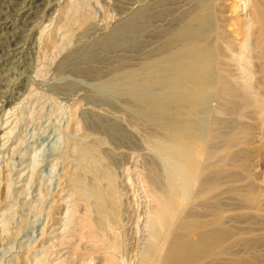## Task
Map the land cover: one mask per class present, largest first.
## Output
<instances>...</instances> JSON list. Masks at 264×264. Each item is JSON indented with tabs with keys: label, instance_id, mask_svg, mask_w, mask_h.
Segmentation results:
<instances>
[{
	"label": "rangeland",
	"instance_id": "rangeland-1",
	"mask_svg": "<svg viewBox=\"0 0 264 264\" xmlns=\"http://www.w3.org/2000/svg\"><path fill=\"white\" fill-rule=\"evenodd\" d=\"M0 2L4 4L0 13L12 22L4 27L1 25L4 19H0V37L6 34L3 38L9 41L11 36V44H17L13 46L6 41L0 44V264H97L98 260H104L102 257L109 251L107 247L115 244L120 249L116 248L112 252L117 260V263L114 260V264H139L140 251L145 245L142 246V242H146L148 234L144 223L146 218L143 217L144 213L147 216L148 205H151L148 192L152 189L156 191L160 186L162 188L158 192L166 190V175L172 166L157 152L159 144L150 143L152 134L156 136L153 140L161 135L156 133L159 132L158 128L133 113L129 107V96L114 95L111 89L102 84L114 72L140 69L147 60L156 56L163 49L166 36L183 26L186 15L200 4L209 8L213 17L212 22L201 27L205 32L200 29L202 33L198 39L202 40L200 43L203 46L209 43L208 50H211L207 51L210 53L206 52L209 58L215 52L212 55L215 72L209 75L211 86L214 83L215 87H211H214L211 91L213 93L209 89L201 100L190 126L202 141H209L205 144H212L214 151L228 150L233 157L232 162L235 161L234 173L220 176L221 193L214 200L223 204L220 207L224 213L223 221H226L224 226L232 228L236 234L235 245L231 247L234 262L235 259L239 261L240 258L242 261L255 254L259 259L250 264H264V23L252 25L249 31L251 36L247 34L249 37L246 41V54L252 59L250 84L256 93L259 92L262 115H254L251 107L247 109L237 105L239 111H234L237 107L233 110L227 108L230 102L238 101L237 98L241 96L233 95L235 97L226 99L216 90V74L220 71H225L232 78L236 76L237 81L240 77V80L245 78L240 74L237 76L239 69L235 66L239 62L242 48L239 26L251 14L250 19L259 15L264 20V5H261L264 3L257 0H44L43 5L33 9L37 10L36 14L25 25L22 21L27 18L18 16L19 3L13 4L11 0ZM8 2H12L10 6ZM7 6L17 10L9 14L11 10ZM258 6H261L259 10ZM130 7L134 14L142 7L145 10L149 8L152 15L148 21L136 25V31L134 28L132 32H118L125 19L133 15ZM3 8L8 12L2 11ZM29 12L25 10V13ZM114 29L117 30L114 32ZM111 34L113 37H110ZM97 40L105 42L106 46L103 49L97 47L100 44ZM17 46L18 51H13ZM87 48L93 50L92 54L88 53L81 59L83 52L88 51ZM240 111L242 116L238 113ZM221 124H225V127ZM217 126L222 127L221 133L224 129L221 135L218 134L220 129L217 130ZM161 136L157 139H161ZM210 136L215 137L216 141L220 138L225 140H219L222 143L214 141L216 146L212 141L214 138ZM227 136H233L234 139L229 142ZM80 144L86 147L84 151ZM231 148L234 151L231 152ZM80 156L84 159L81 160ZM90 156L94 163L90 161ZM166 169L168 171L165 172ZM152 174H158V178ZM155 179L160 181L156 180L155 183ZM241 180L243 183L240 185ZM224 183L226 185L222 186ZM148 188L145 193L144 189ZM231 189L243 192L250 189L255 201L248 203L232 193ZM94 191L101 195L98 196ZM146 194L147 198L144 197ZM94 203L96 207L99 205V210L93 208ZM200 207L203 211L204 208ZM96 209L97 213L94 212ZM98 211L103 213L99 212L104 216L103 226ZM83 214L90 219L93 229L80 227L79 231L77 225L81 222H76L83 219ZM88 229L93 234L94 231L98 233V236H92ZM88 235L96 239L98 246L94 247L97 249L92 246L95 241ZM98 238L102 241H97ZM99 242L105 244L101 247ZM91 246L98 256L92 253ZM84 247L90 249L83 250ZM101 248L105 255L102 252L99 254ZM76 254L81 256L77 257Z\"/></svg>",
	"mask_w": 264,
	"mask_h": 264
},
{
	"label": "bare ground",
	"instance_id": "bare-ground-1",
	"mask_svg": "<svg viewBox=\"0 0 264 264\" xmlns=\"http://www.w3.org/2000/svg\"><path fill=\"white\" fill-rule=\"evenodd\" d=\"M11 1L13 2V4L19 3V7L16 6L18 8V10H17V8L16 9L12 8V10H11L10 9L11 7L9 8V6H10V3H12V2H8L9 6H7L6 8L7 9L9 8L8 10H11V12L9 14H11L13 10H17L18 16H21V18L24 17L22 19L27 18L26 20L22 21L26 25V23L29 21V19H32L31 17L35 13V11H37V10H33V9H36V8L40 7L41 5H43L44 0H11ZM257 1H261V3H264V0H257ZM3 3L7 4L6 1H4ZM3 3L0 2V4H2V5H0V8H2L1 6L4 5ZM198 3H199V1H198ZM201 3H203V2H201ZM253 3H255V2L253 1ZM258 3L261 4L260 2H258ZM255 4H257V3H255ZM261 5H264V4H261ZM11 6H12V4H11ZM235 7H236V5H235ZM206 8L207 7H203L202 4H200L197 9L190 11L188 13V15H186L187 19H185L186 21H185L184 25L183 26L181 25L180 28L178 27L179 29L176 30V32H174V33L171 32L170 35L167 34L168 36H166V38H165L163 49L161 51H159L156 56L147 60L142 65V67L140 69H121V70H118V71L114 72L113 74H111L109 76V78H107V80L104 81L102 84V85H105L107 87V89L108 88L111 89L110 91H112L114 93V95L116 94L119 96V95L125 94V95L129 96L128 97L129 102H130L129 107L133 111V113H135L138 117L144 119L146 122H148L151 125H154L158 128V131L160 133L159 132H156V133L158 135L159 134L163 135V136L159 135L162 137L161 138L162 140L157 139L159 136L153 140V137L155 138L156 136H155V134H152L153 136L151 137L150 143L154 144L157 142L159 144V146H157V148H158L157 152H159V154L162 155V158L163 157L166 158L168 163H170V165L172 166L169 171L167 170L168 168L165 170V172L168 171L167 172L168 174L167 175L165 174L167 176L166 177L167 183H166L165 179H163L167 185V186L165 185L167 188L166 187H163V188H166V190L162 191V192H158V190L161 187L160 186V187H158L159 189L156 187V189H158V190H156L157 192L154 191V189H152V191L150 189L151 192H148V194H149L148 196L150 198L151 205H148L149 202L146 200L148 202V203H146V205H148V207L149 206L150 207H149V211L147 210V216L146 217L144 216V215H146V213H144V215H143V217L146 218L145 219L146 222H144V223H146V225H147L146 226L147 228H145V227L144 228L148 229L147 230L148 234H146L147 235L146 242L145 241L142 242V246L144 245V243H145V245L143 246V248L141 246V248H142L141 251L139 250L141 252L140 253L141 254L140 259H138V260H140L138 262L139 264H241L243 262L244 263L248 262V264H250V263H256L257 260L259 259L258 257H256L255 254H251V257L247 256V257H249L248 259H247V257L245 258L247 261H244L245 259L244 260L242 259V261H243L242 262V261H240V258H239V261L238 260L236 261V259H235V262H234V256L231 252V247L235 245L236 234L234 233L232 228H228V227L224 226V222H226V221H223L224 213L220 207V205H223V204L222 203L219 204L218 203L219 200L214 201L217 196H220L219 194L221 193L220 183H219L220 176L222 177V176L231 175L234 173V171L236 169V166H234L235 161L232 162L233 157L231 156V154L228 150L226 152L224 150H223L224 152H222V151L220 152L219 150H218L219 152L214 151L215 149L213 150L211 148L212 144L210 146L205 144V143L209 142L207 140L206 136L204 138H206V140L208 142H204L205 140L201 137L204 140V141H202L199 138V136H197L195 129L190 126V124L194 121V116L198 110V106H199L201 100L203 99V97L205 96L207 91L209 89H211L212 86H214V83L211 86V83H210L211 80H210L209 75H210V73L215 72L214 62H213L214 59L212 60V58L214 57L212 55H214L215 52H212L211 58H209L208 54H207V53H210L207 51L211 50V49L208 50L209 49V43L207 46H203L200 43L202 40L200 41L198 39V36L200 35V33H202V32H200V29H202V31L205 32V30H203L204 26H206L208 23L213 21V19H212L213 17L211 15L212 14L211 10H209V8H207V9ZM257 8H258L257 10H259V8H261V6L260 7L258 6ZM134 9H136V8H134ZM25 10H30V12L27 14V13H25ZM131 10H132V8H131ZM2 11H6V10H4V8H3ZM255 11H256V7H255ZM0 12H1V9H0ZM6 12H8V11H6ZM151 13L149 12V8L147 10H145V9H143V7L140 8V11L136 12V14H134V11H133L131 13L133 15L131 17L129 16L128 19H125L126 20L125 23L123 24V26H120V28H119V25H120L119 24L118 25L119 29L118 30L114 29V32H115V30H117L118 32H123V33L129 32V31L132 32V30H134L135 26L139 25L140 22L142 23V22L148 21V19H150V16L152 15ZM0 14L2 15V13H0ZM9 14H8V18L10 17ZM255 14H256V12H255ZM247 16H249L248 13H247ZM251 16H252V14H251ZM258 16L254 17V19L253 18L250 19V17H246L249 19L244 18V20L241 21L242 22L241 26H239L241 29L238 33H241V35H242V40H241L242 42L240 41L241 42L240 45L242 47L241 51H240L241 56L239 57V60L237 59L239 62H237V64L234 63V65L236 64L235 66H238V69H239V73L237 74V76L240 74V76H242V78H243V76H245V78L240 80V78H241L240 77V78H238L240 81L239 80L237 81L236 80L237 78L235 79L236 76L232 78V77H230V74L227 75V73H225V71H223V72L220 71V72H218L219 74L218 73L216 74V75H218V77L216 78L217 79V81H216L217 85H216V82H215V85L217 86L216 90L218 89V92H220V96L222 94L226 97V99L230 98V96H233V95L241 96L239 98L240 101L237 98V100L239 102L234 101L235 99L232 98L234 102H230L229 106H227V108L230 107L233 110V108H236L237 105L240 107H245V108L251 107L254 110V115L257 114L258 116H260V114L262 115V110H261V103L262 102L258 96L259 92L256 93L255 92L256 90H254V88H252V86L250 84V82H251L250 81V74H251L250 64L252 62L251 61L252 59H251L250 55L248 56L246 54L247 53L246 49H248V47H246L247 46L246 41L248 40L247 38L249 37L248 35L250 34L249 31H250L251 26L254 24L256 26V24L264 23V20L260 19V17H258ZM3 17L0 18L1 20L4 19L1 22V25L6 27L7 25L12 24V22H10V20L8 21L7 19H5L7 16L4 18ZM18 22H19V20H18ZM22 22H21V25H23ZM122 22H124V20ZM19 25L20 24H18V27H19ZM201 27H203V28H201ZM23 28H24V25H23ZM140 29H141V26H140ZM19 30H21V29H19ZM135 31H136V28H135ZM254 32L256 33V31H254ZM113 34H115V33H113ZM113 34H111L110 37H113ZM17 36L19 37L20 35H17ZM239 36H240V34H239ZM250 36H251V34H250ZM3 37H0V44L1 45H2V43H4V41H6L5 38H3ZM14 37H16V36H14ZM18 37H17V39H18ZM11 38L12 37L10 36V39ZM252 38H250V39H252ZM10 39H8L9 41H6V42L7 43L10 42ZM12 41L14 42V40H12ZM99 41L97 40L96 42H99ZM99 43H100L99 46L96 44L97 47H101L103 49L104 46H106L105 42H99ZM248 43H250V42H248ZM10 45L16 46L17 44L16 43L11 44V42H10ZM13 46H11V47H13ZM90 46H91V44H90ZM212 50H214V49L212 48ZM13 51H18V46L16 48H14ZM92 51L93 50L88 49V51H86L85 53L83 52V56H81V59H84V57L87 56L88 53H90L89 55H91ZM248 52H249V50H248ZM13 54H14V52L12 53V55ZM75 57H76V55H75ZM216 69H218V68H216ZM228 73H229V71H228ZM262 75H264V74H262ZM262 78H264V76H262ZM104 88H102V90ZM105 89H104V91H105ZM212 89L209 91L211 92ZM107 93H109V92L107 91ZM211 93H213V92H211ZM208 94H210V93H208ZM111 96H112V94H111ZM235 96H233V97H235ZM239 96H237V97H239ZM262 98H264V97H262ZM222 99H225V98L222 96ZM218 100H220V99H218ZM221 100H220V102H221ZM217 108H218V105H217ZM237 110L239 111L238 107L234 111H237ZM216 111H218V110H216ZM244 111L245 110H243V112ZM220 112L222 113V111H220ZM225 113H226V111H225ZM238 113L241 114L242 112L240 111ZM241 116H242V114H241ZM258 116H256L257 117L256 119H258ZM217 120L221 121L222 119L221 120L217 119ZM225 120H227V119H224V121ZM215 121H216V118H214V122ZM222 125L223 124H221V126ZM224 125H223V127H225ZM257 125H259V124H257ZM232 126H233V124H232ZM241 127H242V125H241ZM241 127H238V128L240 129ZM221 128L219 126L217 129V130L220 129V131H219L220 133H218L220 135L223 133V130H224L223 129L222 133H221ZM242 129L243 128H241V130ZM259 129H260V127H259ZM214 132H216V131H214ZM262 133H264V132H262ZM208 134H210V132H208ZM216 134H217V132L215 133V135ZM232 134H233V132H232ZM246 134L248 135L249 132H247ZM226 135H227V133H226ZM229 135H231V134H229ZM237 135H238V132H237ZM210 137H213V136H210ZM210 137L208 139H211ZM213 138H214V140H212V141L213 142L215 141L217 143L219 140L224 139V138H220V139H218V141H216L215 137H213ZM262 138H264V137H262ZM233 139H234L233 136L228 137L229 142H230V140H233ZM234 141H232V142H234ZM237 141H239V140H236V142ZM242 141H243V139H242ZM219 142H221V141H219ZM217 143H215V145ZM225 145H227V144H225ZM82 146L83 145H81V147ZM90 146H92V144ZM93 146H94V144H93ZM95 146H97V143H95ZM219 147L221 148V145ZM85 148L86 147H84L83 149L81 148L82 151H84ZM222 149H220V150H222ZM226 149H228V148H225V150ZM230 151L231 152L234 151V148L233 149L231 148ZM85 153H86V151H85ZM87 153H88V151H87ZM96 154L97 153L94 154V156H93L94 158H95ZM79 155H81V154H79ZM92 155H93V153H92ZM98 157H100V156H98ZM80 158H81V156H80ZM86 158H87V156H86ZM90 158H92V157L90 156ZM82 159H84V158H81V160ZM101 159H102V157H101ZM90 161H93V158ZM163 161H165V160H163ZM236 162H237V160H236ZM87 163H89V162H87ZM92 163H94V161ZM96 163H98V162H96ZM151 164L153 165L152 162H151ZM151 164L148 163V165L152 166ZM165 165H167V164H165ZM150 166H148V167H150ZM152 167H154V165ZM233 168H234V170H233ZM150 169H151V167H150ZM154 169H156V168H154ZM153 171L155 173V170H153ZM150 172L151 171H149V173ZM156 175L157 176L152 174L153 177L158 178V174H156ZM165 175L163 178H165ZM246 175H248V174H246ZM100 176L104 177L105 175L101 174ZM152 176H150V177H152ZM159 177H161V176H159ZM243 177L241 179H243ZM99 179H101V177ZM159 179H161V178H159ZM159 179H155L154 182L156 180L160 181ZM149 180L151 181V178ZM135 181H136V179H135ZM146 181H148V180H146ZM241 182H242V180L239 181V184ZM77 183L78 182H76V184ZM127 183H129V182H127ZM152 184H153V182H152ZM232 184L230 183V185H232ZM149 185H151V184H149ZM225 185L226 184L224 183V185H222V186H225ZM154 186H156V184ZM88 187H90V186L88 185ZM94 187H96V185ZM94 187H93V189H94ZM253 187H255V185ZM77 188H75V190ZM111 188H113V187H111ZM94 190H96V189H94ZM147 190H149V188L144 189L145 193L147 192ZM98 191H99V189H98ZM232 191H233L232 193L237 195V197L238 196L242 197L244 200L248 201V203L255 201L253 195L251 194L250 189L248 190V192H243L240 189H233ZM94 192H93V194H94ZM111 192H112V190H111ZM95 193L98 196L100 194L99 192H95ZM225 195H227V193ZM115 196H116V194H115ZM144 197L147 198V194ZM96 198H97V196H96ZM223 200H224V198H223ZM106 201H107V199H106ZM92 205L93 206L95 205V207H93L94 209L98 208V210H99V205H98V207H96L95 203ZM106 205H107V203H106ZM200 206H202V208H204L203 211H201L202 209ZM101 207L104 208V206H101ZM198 208H199V210H198ZM107 209H109V207ZM110 209H111V207H110ZM144 209H147V208H144ZM101 211H103V210H101ZM111 211H112V209H111ZM94 212L97 213V209ZM99 212L100 211H98V213ZM100 213H102V212H100ZM100 213L98 214V216H100L102 218L100 224L103 226V223H104L103 217L104 216L103 215L101 216ZM257 215H260V214H257ZM83 216H84V214H83ZM94 216H95V214H94ZM84 217H83V219H80L81 221L78 220L79 216L77 218L78 221L76 223L79 224L81 222V224H79V226L77 225V227H79L78 228L79 231H80V227L93 229V226L91 227V222L89 221L90 219L88 220L87 216H86V218H84ZM96 222H98V221H96ZM93 223H92V225H93ZM97 224H99V222ZM73 228H74V226H73ZM97 228H98V226H97ZM97 228H95V229H97ZM82 229H81V231L84 232ZM101 229H102V227L100 228V230ZM86 231L87 230H85V232ZM89 231H91V230H89ZM89 231H87L88 232L87 234H89ZM98 231H99V229H98ZM105 231H106V229H105ZM109 232H110V230H109ZM143 232H144V229H143ZM94 234H97L96 236H98V233H96L95 231H94ZM94 234L92 232V236ZM76 235H78V234H76ZM100 235H99V238H100ZM92 236L90 237L88 235V237H90L91 239H92ZM143 236H144V233H143ZM237 237H239V236H237ZM70 238H73V237H70ZM79 238L77 240H79ZM99 238L97 241L101 242L102 240H99ZM74 239H75V237H74ZM82 239H83V237H82ZM71 240H73V239H71ZM84 240H86V239L84 238ZM92 240L95 241V244L92 245L94 247L95 245H97L96 239L95 240L92 239ZM103 240H104V237H103ZM111 241H113V239ZM86 242H87V240H86ZM105 242H102L103 244L100 243L99 246L101 245V247H102V245H104ZM262 242H264V241H262ZM87 245H89V244H87ZM106 245H110V244L106 243ZM106 245L104 246L105 248H106ZM115 245H118V244H115ZM115 245H110L109 246L110 248L107 247L109 249V251L106 255L103 254L102 249L104 247L101 248L102 251H99V249H98L99 254L102 252V254L105 255V257L104 256L102 257L104 260H102L98 257V259H100L101 261L98 260L97 264H99L100 262L101 263L104 262V264H114V260H116V259H114L112 252H115L116 248H119V245H118V247ZM92 246H91V251H92V253H94L95 250H92ZM88 247H90V246H88ZM88 247L87 248L84 247L85 249H83V250H87ZM97 248L98 247H96L95 249H97ZM259 250L260 249H258V251ZM70 251L72 252V249ZM130 252H133V251H130ZM77 253H78V250H77ZM138 253H137V255H138ZM73 255H74V253H73ZM96 255L98 256L97 253H96ZM252 255H254V256L252 257ZM79 256H81V255H79ZM79 256L77 255V257H79ZM85 256H87V255L85 254ZM95 256H93V257L95 258ZM134 260H136V259H134ZM86 262H87V260H86ZM91 262H89V263H91ZM115 263H117V260L115 261Z\"/></svg>",
	"mask_w": 264,
	"mask_h": 264
}]
</instances>
